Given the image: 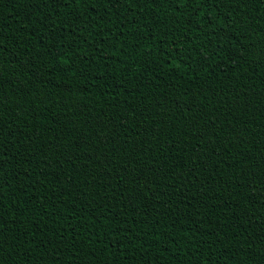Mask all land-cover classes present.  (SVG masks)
<instances>
[{
  "label": "trees",
  "instance_id": "trees-1",
  "mask_svg": "<svg viewBox=\"0 0 264 264\" xmlns=\"http://www.w3.org/2000/svg\"><path fill=\"white\" fill-rule=\"evenodd\" d=\"M0 264H264V0H0Z\"/></svg>",
  "mask_w": 264,
  "mask_h": 264
},
{
  "label": "snow or ice",
  "instance_id": "snow-or-ice-1",
  "mask_svg": "<svg viewBox=\"0 0 264 264\" xmlns=\"http://www.w3.org/2000/svg\"><path fill=\"white\" fill-rule=\"evenodd\" d=\"M114 2H115V0H114Z\"/></svg>",
  "mask_w": 264,
  "mask_h": 264
}]
</instances>
